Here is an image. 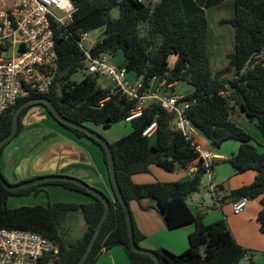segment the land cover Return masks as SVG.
<instances>
[{
    "label": "trees",
    "instance_id": "1",
    "mask_svg": "<svg viewBox=\"0 0 264 264\" xmlns=\"http://www.w3.org/2000/svg\"><path fill=\"white\" fill-rule=\"evenodd\" d=\"M223 1L158 0L151 7L140 0H71L75 8L70 25L73 35L67 37L62 27L53 25L57 70L50 89L46 93H29L10 107L0 121V139L9 133L16 107L30 98L45 96L64 117L85 125L92 122L104 128L123 120L137 106L136 98L126 96L121 90L112 92L111 86L99 85L96 81L98 75L87 73L80 81L70 78L72 73L84 68L88 60L77 44V33L100 28L102 36L96 40L93 54H112L121 50L123 60L120 65L125 67L126 75L133 73L140 79L139 93L147 90L155 78L171 88L176 82L185 80L192 89L181 96L178 104H188L184 112L193 127L213 148L229 139L239 142L237 151L225 161L237 172L253 170L255 175L251 183L231 190L230 200L241 196L250 200L259 198L261 208L257 222L264 234V147L259 150L252 143V136L231 119L232 113L241 114L255 121L264 135V0H234L233 15L224 22L234 29L235 50L227 55V65L213 74L207 51L205 9ZM115 6L120 8L117 18L110 14ZM258 53L262 58L254 62L252 58ZM171 54L176 55V60L169 68L168 57ZM229 73H232L231 77H226ZM37 105L43 106L57 123L76 136L87 137L95 143L102 151L108 173L102 145L83 131L59 122L41 103L28 105L20 112L15 136L23 128L22 120L28 109ZM174 116V112L150 103L143 107L139 117L130 121L131 132L109 143L122 196L128 204L131 200L145 197L154 199L168 228L194 224L188 234V248L182 253H173L163 247L153 249L160 264H239L248 251L235 241L226 220L219 218L211 224H204L202 216L192 212L188 206V198L199 192L205 166L190 140L172 129ZM153 120H156L157 127L155 142L150 144L142 131ZM218 161L224 160L214 159V165ZM192 162L196 168L187 180L134 183L131 179L135 173L147 172L150 164L172 171ZM45 184H57L82 192L92 200L8 208L9 196L37 193ZM107 198L110 210L83 264H94L102 252L114 245L122 246L131 264H154L148 255L131 249L122 207L114 193L113 200ZM103 209L101 200L71 182L52 181L16 191L7 190L0 182V227L36 232L52 240L58 247V253L46 257L44 264H74ZM74 213L83 217L85 230L78 238L71 239L63 226L66 217ZM131 220L134 241L139 245L142 235L137 231L132 216ZM202 245L206 251L204 258L200 253Z\"/></svg>",
    "mask_w": 264,
    "mask_h": 264
},
{
    "label": "crops",
    "instance_id": "2",
    "mask_svg": "<svg viewBox=\"0 0 264 264\" xmlns=\"http://www.w3.org/2000/svg\"><path fill=\"white\" fill-rule=\"evenodd\" d=\"M122 60L116 61L121 64ZM155 85L156 78L152 80V88ZM170 90H173V88ZM233 115L240 114L232 113L231 119H233ZM49 116L47 111L39 105L30 107L24 115L22 130L4 147L1 154L0 168L7 180L11 183H17L42 175L65 174L82 179L113 200L114 192L108 179L100 148L87 137L76 136L70 130L50 119ZM237 120L244 122L240 117H237ZM242 122L235 123L245 131H248ZM260 135L253 134L259 143L258 145L264 147V135L262 133ZM153 136L154 133L149 137L151 140L150 144H154ZM194 137L197 139H194L197 144L199 143L205 149H210L211 146H209L210 144L206 138H201L198 133ZM238 147L239 144L236 140L232 142L226 140L219 147H211L210 149L214 153L216 160H224L222 162L218 161L213 168L214 179L222 189L223 197L230 195L231 190L251 183L255 175L253 170L237 172L229 162L225 161L237 151ZM195 168V162L172 171L150 164L147 172L135 173L131 176V179L134 183L187 180L191 177V173ZM41 188L39 195L43 193L44 196L50 195L51 197L52 195V201L42 202L44 203L42 205L57 201L82 203L92 200L90 196L82 192L66 189L60 185H44ZM29 195L32 194L11 196L28 198ZM11 196L8 197L7 203ZM230 201L229 199L224 202L228 203L226 206L215 204L220 207L223 216L216 213L213 218L209 216L203 218V222L208 223L213 219L224 218L235 241L249 252L244 258L248 257L252 260L250 256L255 257L252 251L264 256V234L260 232L257 222V214L261 208L259 198L250 200L240 214L231 212ZM7 206L8 208L18 207L17 205ZM128 206L134 225L142 235L139 241L140 245L152 250L163 247L173 253H180L186 249L188 246V234L194 228L193 223L168 228L162 214L157 209L156 201L152 198L145 197L139 200H131ZM63 229L65 234L71 239L81 236L84 230L81 214L68 215L64 221ZM166 237H172L173 240ZM262 262H264V257H262V260L256 258L251 264H261ZM94 264L131 263L122 246L114 245L102 252Z\"/></svg>",
    "mask_w": 264,
    "mask_h": 264
},
{
    "label": "built area",
    "instance_id": "3",
    "mask_svg": "<svg viewBox=\"0 0 264 264\" xmlns=\"http://www.w3.org/2000/svg\"><path fill=\"white\" fill-rule=\"evenodd\" d=\"M157 2L147 0L146 4L153 7ZM74 10L71 0H13L11 5L0 0V121L19 98L29 93L48 92L57 70L53 25L62 27L67 37L72 36L70 25ZM76 41L89 61L88 73L110 76L113 80L112 92L121 90L126 96L137 99V106L124 118L125 121L139 117L143 107L150 103L175 113L171 127L190 140L198 152L205 166L204 174L208 177V184L204 186L215 204L220 206L223 192L214 179L215 155L210 149L201 148L193 139L197 130L185 115L188 104H178L183 95L165 89L170 85H164L163 81L159 82L162 92L157 94L152 88L153 79L142 93L138 92L140 82L128 88L125 67L108 62L106 54L90 53L96 42H90L89 47L84 45L86 31H79ZM261 58L262 54L258 53L252 59L257 62ZM156 127V120L151 121L142 135L149 138ZM249 201L247 196L230 201L231 212L242 213ZM57 253V245L41 234L0 227V264H44L46 257Z\"/></svg>",
    "mask_w": 264,
    "mask_h": 264
},
{
    "label": "rangeland",
    "instance_id": "4",
    "mask_svg": "<svg viewBox=\"0 0 264 264\" xmlns=\"http://www.w3.org/2000/svg\"><path fill=\"white\" fill-rule=\"evenodd\" d=\"M5 1L9 5H11L13 2V0H5ZM142 1L146 3L147 0H142ZM233 12H234V0H224L223 2H221L217 5H214V6H211V7H208L205 9L206 18L208 21L207 51H208V55H209L210 69H211L213 74L217 70H219L220 68H223L227 65V63H228L227 55L230 53H233L235 50L234 29H233L231 24H229L228 22H224V20L229 19L233 15ZM110 14L114 18L119 17V15H120L119 6L113 7L110 11ZM101 36H102V30L100 28H95L93 30L88 31L87 32V41L84 43V45L86 47H89L90 42H96V40L98 38H100ZM120 59L121 60L123 59V55H122L121 50H118L117 52L112 53V54H110V53L106 54V60L108 62H110L111 64L120 65L119 63H117V61ZM175 60H176L175 54H171L168 57V67L169 68L173 67ZM88 65H89V61L87 60L85 62L84 68L72 73L70 78L72 80H75V81L82 80V78L88 73V71H87ZM231 75H232V73L226 74V77H231ZM96 81L102 87H109V86L113 85V80L110 76L98 75L96 78ZM125 82L128 83L127 87L130 88V87H135L137 85V83L140 82V79L135 74L129 73V74H127V76L125 78ZM159 82H160L159 79L156 78V85L154 86L153 90H155V92L157 94H161V92H162V87L159 86ZM165 89L170 90L171 88H165ZM191 89H192V87L187 81L180 80V81L176 82V84L173 88V91H174V93H177L179 95H186L191 91ZM49 117H50V119L54 120L51 116H49ZM237 117H240L242 120H244V122L238 121ZM232 121L242 122V124L248 130L246 132H248L253 138L252 143H254L259 150H261L263 148V147H260L258 145L259 143L256 141L255 137L253 136V134H258V135L261 134L259 129L256 127L257 125H255V121H251L241 114L240 115H233ZM86 126L95 130L96 132H98L109 143L117 140L121 136L128 134L132 130L130 121H125L124 119L117 121L115 123H112L107 128H103L102 126L96 125L92 122H86ZM196 133H198L201 136V138H205L200 132L197 131ZM153 138H154V142H155V135L153 136ZM193 139H195V137ZM195 140H197V139H195ZM149 141H151V140L149 139ZM227 141L232 142L234 140H227ZM237 143L239 144L238 141H237ZM199 146L201 148H203V146H201L200 144H199ZM210 149H211V147H210ZM207 184H208V177L206 174H204L201 178V183L199 185L200 196L198 198H195V199L193 197H190L187 200L189 208L195 214L201 215L202 220L205 217L207 218V216L213 218L216 213H219V214H221V216H223L220 207L215 205L214 198L212 197L211 193L208 191V188L204 186ZM45 185H57V184H45ZM225 186L227 187V185H225ZM39 192L40 191H38L37 193L31 192L30 194H32V195H29L28 198L27 197H19V198L16 197L15 198L14 196H11L7 205H9L10 207L15 206V205H17V206L37 205V204L42 205V204H44L42 202H51L52 201V195H51V197H50V195L44 196L43 192H42L43 194L39 195L38 194ZM12 199H16V200H12ZM14 202H16V203H14ZM227 204L228 203H223L222 206H226ZM220 218H222V217H220ZM216 220L217 219H213V220L209 221L208 223H204V224H211V223L215 222ZM166 238L173 240L172 237H166ZM140 246L143 247L142 245H140ZM143 248H145V247H143ZM187 248H188V246L186 247V249ZM186 249H184L183 251H185ZM182 252H180V253H182ZM180 253H178V254H180ZM252 254L255 255V257L250 256L252 258V260L249 259L248 257H245V258L243 257L240 260L239 264H251L253 261L256 260V258L257 259L259 258L260 260H262V257H264V256H261L259 253H255L254 251H252ZM263 263L264 262H262L261 264H263Z\"/></svg>",
    "mask_w": 264,
    "mask_h": 264
},
{
    "label": "water",
    "instance_id": "5",
    "mask_svg": "<svg viewBox=\"0 0 264 264\" xmlns=\"http://www.w3.org/2000/svg\"><path fill=\"white\" fill-rule=\"evenodd\" d=\"M93 52V49L90 51V53ZM34 103H41L43 105H45L48 110L51 112V114L61 123L68 125L72 128H76L79 129L81 131H83L86 135L96 139L103 147L106 158H107V167H108V174H109V180H110V184L112 187V190L116 196V198L118 199L124 216H125V223H126V228H127V237H128V241H129V245L131 247V249L137 253H141V254H145L148 255L149 257L152 258L154 264H160V260L157 256V254L151 250V249H147V248H143L139 245H137L134 241V237H133V228H132V220H131V212L128 206V203L125 201L124 197L122 196V193L120 191V188L118 186V182L116 180V175H115V167H114V159H113V154H112V150L110 148L109 142L102 137V135H100L98 132H96L95 130L89 128L88 126H86L85 124H81V123H77L73 120H70L66 117H64L57 109L56 107L53 105V103L45 96L42 97H36V98H30L27 99L25 101H23L21 104H19L16 109L14 110L13 114H12V119H11V129L9 131V133L7 135H5L3 138L0 139V154H1V150L2 147H4V145H6L9 141H11L17 132V127H18V118H19V114L20 112L27 107L28 105L34 104ZM43 107V106H42ZM52 181H66V182H71L74 183L82 188H84L88 193H90L91 195H93L94 197L98 198L99 200L102 201L103 205H104V209L103 212L82 252V254L80 255V257L78 258V260L74 263V264H83L85 262V260L87 259L90 251L92 250V247L95 243V240L100 232V229L102 227V224L110 210V203L108 198L106 197V195H104L103 192H101L100 190L94 188L93 186H90L89 184H87L85 181H83L82 179L76 178L74 176H70V175H65V174H48V175H42V176H38V177H32L29 179H25L22 180L20 182L17 183H11L8 180H6L2 173L0 172V182L1 184L10 191H16L19 190L21 188H25V187H29L32 185H39V184H43L46 182H52ZM200 196V193L195 192L192 194L193 198H198ZM230 199V195L224 196L221 199V203L223 204L225 201ZM83 223H84V230H85V221L82 217ZM83 230V232H84ZM200 253L202 255V257L204 258L206 251L204 250V245H202L200 247Z\"/></svg>",
    "mask_w": 264,
    "mask_h": 264
}]
</instances>
